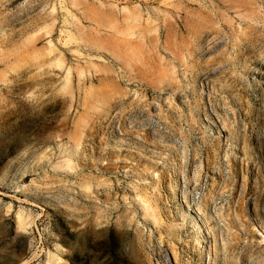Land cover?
I'll return each instance as SVG.
<instances>
[{
  "label": "rangeland",
  "instance_id": "374dc122",
  "mask_svg": "<svg viewBox=\"0 0 264 264\" xmlns=\"http://www.w3.org/2000/svg\"><path fill=\"white\" fill-rule=\"evenodd\" d=\"M0 264H264V0H0Z\"/></svg>",
  "mask_w": 264,
  "mask_h": 264
},
{
  "label": "bare ground",
  "instance_id": "6f19581e",
  "mask_svg": "<svg viewBox=\"0 0 264 264\" xmlns=\"http://www.w3.org/2000/svg\"><path fill=\"white\" fill-rule=\"evenodd\" d=\"M196 209H198V210H196V211H195V213H197V214H198V213H199V208H198V207H196ZM197 231H199V227H198V226H197ZM198 242H199V245H200V240H198ZM200 246H201V245H200ZM198 248H199V246H198Z\"/></svg>",
  "mask_w": 264,
  "mask_h": 264
}]
</instances>
